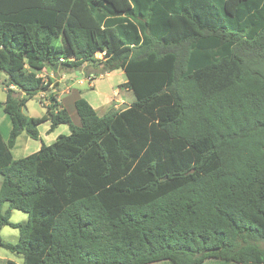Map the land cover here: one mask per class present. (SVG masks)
<instances>
[{"label": "trees", "instance_id": "obj_1", "mask_svg": "<svg viewBox=\"0 0 264 264\" xmlns=\"http://www.w3.org/2000/svg\"><path fill=\"white\" fill-rule=\"evenodd\" d=\"M83 65L123 72L130 108L79 98L76 126L41 73ZM0 74V230L19 235L0 248L23 264H264V0H0ZM45 122L70 133L14 159Z\"/></svg>", "mask_w": 264, "mask_h": 264}, {"label": "rangeland", "instance_id": "obj_2", "mask_svg": "<svg viewBox=\"0 0 264 264\" xmlns=\"http://www.w3.org/2000/svg\"><path fill=\"white\" fill-rule=\"evenodd\" d=\"M101 57H102L101 55L96 56L97 59H100ZM46 72L48 75L47 76L43 75L44 76L43 78L45 79L50 78L52 80V85L50 86V89H52L54 94H56L57 99L60 97L59 92L66 90L67 87L65 86V84L69 80L74 82L72 89H74L78 93L81 94L91 93V95L89 96L83 95V97L86 100H89L92 106H95L94 104L100 101V99L102 100L103 96L107 98V99L105 98L106 100L104 99L105 101L110 102L108 103V106L110 107L109 110L117 109L121 105L122 101L131 104L136 100L132 92L126 91L124 88L121 87V85L125 82V76L121 71H115L109 74L100 75L99 74L101 72L100 70L95 69L89 65H83L80 69L76 71H67L66 73L54 72L51 70V68H48ZM49 74H51L52 76L51 75L49 76ZM92 74L96 75L95 79L98 80H96L95 90L93 92H90L91 90L89 89V86L92 84V79L89 77L92 76ZM108 75H110L111 77L108 78ZM62 76L63 77L66 76L65 80L63 81H61ZM4 79L5 76L3 74H0V103H3L5 101V92L1 85ZM90 96H94L95 100L92 101L93 98ZM71 97L72 95L64 99V103L68 108H70L71 106L68 104L70 102ZM47 103H48L47 94L43 93L39 97L36 96L26 103L24 113L29 117H37V118L43 117L46 113V109L43 106H45ZM68 111L69 114L71 113L73 120L75 118V121L77 122L76 114H72V112L75 111L74 106L72 107V109H68ZM48 126H50L49 123H43L38 127V131L41 136L39 140L36 141L31 140L26 136L25 133H22L18 137L16 144L12 149V154L14 159L23 158L26 155H30L31 153H34L37 150V148L39 149L43 144L49 145L53 141H55L58 136L68 135L70 133L67 126L61 125L55 128L48 136L46 133V131L50 129V127L48 128ZM9 129H10V123L6 115H4L2 109L0 108V130L3 135H6ZM42 134L46 136V138H44ZM32 149H34V151H32ZM10 221L12 223H24L25 221H27V215L19 211H12ZM18 236H19L18 231L11 229L10 227H3L0 230V237L3 242L11 243V244L16 243L18 241ZM257 245L262 250H264V241L257 242ZM4 258H9L15 263L22 262V256L17 254H12L0 248V264L3 263L2 259ZM153 264H173V263L170 261H160ZM203 264H235V263L226 262L218 259H208L204 261Z\"/></svg>", "mask_w": 264, "mask_h": 264}, {"label": "crops", "instance_id": "obj_3", "mask_svg": "<svg viewBox=\"0 0 264 264\" xmlns=\"http://www.w3.org/2000/svg\"><path fill=\"white\" fill-rule=\"evenodd\" d=\"M46 70L47 69H44L43 71H42V73L43 74H41V76L42 77H44L43 75H48L47 74V72H46ZM52 74V73H51ZM51 74H49V76L51 75ZM53 75V74H52ZM51 75V76H52ZM65 77L66 76H62V78H61V81H63V80H65ZM109 77H111L110 75H108V78ZM89 78H91L92 79V84L89 86V89L91 90L90 92H93L94 90H95V86H96V80H98V79H95L96 78V76L95 75H93L92 74V76H90ZM67 82V81H66ZM73 81H69L68 80V82L65 84V86L67 87L66 88V90H64V91H61V92H59V94H60V97L58 98V100L64 105V107L68 110V109H72V107L74 106V102L77 100V99H79V98H84L83 97V95H91V93L90 94H88V93H86V94H81V93H78L77 91H75L74 89H72V86H73ZM127 91V90H126ZM72 95V97H71V99H70V102L68 103L69 105H71L70 106V108H68V107H66V105H65V103H64V99H66V98H68L69 96H71ZM38 97L39 96H41V94H39V95H37ZM90 97H92L93 99H92V101H94L95 100V97L94 96H90ZM103 99L101 100L100 98V101H98L97 103H95L94 105L95 106H92L91 105V102L89 101V100H87L88 102H89V104L94 108V110L97 112V114L99 115V116H102V115H104L106 112H108V110H109V106H108V103H110V102H107V101H105L107 98L105 97V96H103L102 97ZM106 98V99H105ZM85 99V98H84ZM105 99V100H104ZM97 100V99H96ZM100 102H101V104H100ZM99 103V104H98ZM122 104H128V103H126L125 101H122L121 102V105ZM132 104V103H131ZM131 104H128L129 106L131 105ZM106 108V109H105ZM75 110V109H74ZM69 112V111H68ZM72 114H76V112L74 111V112H72ZM70 116H71V113H70ZM71 118H72V116H71ZM76 119H77V122L75 121V118H74V120H73V118H72V121H73V123H74V121H75V125L76 126H79L80 125V122H78V120H79V118H78V116H77V114H76ZM45 123H49V122H45ZM49 125H50V123H49ZM50 126H48V128H49ZM46 133H47V135L49 136V134H51V132H49V130H47L46 131ZM41 136V135H40ZM42 136L44 137V138H46V136H44L43 134H42ZM59 137V136H58ZM57 137V138H58ZM56 138V139H57ZM54 142V141H53ZM52 142V143H53ZM40 149V148H39ZM38 148H37V150H36V148H35V150L36 151H38L39 150ZM32 151H34V149H32ZM31 151V152H32ZM35 151V152H36ZM30 154V153H29ZM32 154V153H31ZM27 156V155H26ZM26 222V221H25ZM24 222V223H25ZM2 264H7V262H12V263H14V264H23V261L21 262V263H15V262H13L12 260H10L9 258H4V259H2Z\"/></svg>", "mask_w": 264, "mask_h": 264}, {"label": "water", "instance_id": "obj_4", "mask_svg": "<svg viewBox=\"0 0 264 264\" xmlns=\"http://www.w3.org/2000/svg\"><path fill=\"white\" fill-rule=\"evenodd\" d=\"M130 108V106L128 105V104H122V105H120L118 108H117V110L118 111H125V110H127V109H129Z\"/></svg>", "mask_w": 264, "mask_h": 264}]
</instances>
